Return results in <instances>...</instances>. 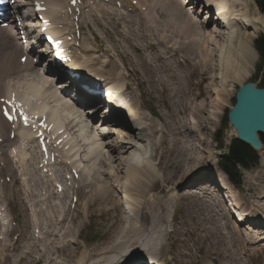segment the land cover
<instances>
[{"label":"bare ground","instance_id":"1","mask_svg":"<svg viewBox=\"0 0 264 264\" xmlns=\"http://www.w3.org/2000/svg\"><path fill=\"white\" fill-rule=\"evenodd\" d=\"M88 1L89 0H79L78 5L74 7H69L68 0H45L46 5H50L51 10L53 9L52 11L47 12L46 17L50 18V21L53 25H58L60 23L63 25L62 28L56 31L59 35L63 34L64 38L66 39L67 36H71L73 33H75V29L73 27L76 24H78V22L75 23L71 21L72 19L71 16L76 14V9L77 8L79 9V11L81 12L80 14H84L83 13L84 10H88V13L90 12L88 21H85L84 25L80 27L81 29L80 33L81 35H84L86 32H88L89 35L92 37V39L91 41H88L87 38L83 37L82 40L79 41L78 47H71V46L69 47L70 49L69 55L71 57L72 62L66 66L69 68H73L72 69L73 73H79L78 71L74 70L77 68V66L74 65V63L75 61L76 63L79 62L80 58L83 57L82 54L87 58L88 64L100 65L99 67L100 75H101L100 80H97V81L96 80L95 81L94 80H85V81L83 80V82L87 85V87L90 88L92 91H94L95 94L97 95H93V96L86 95L87 93H85L84 90H82L80 87L75 86L76 82L71 81L69 78L65 82V85L63 88V90L65 91H62V92L57 91L56 87L53 88V86H54V81L56 80V78L58 80L60 76H63V75H60L61 74L59 72L60 68L56 67L52 60L48 61L47 66L43 68L38 66V64L32 63L34 57H37L38 62H40V60H42V55H43V54H38L35 51V49H33L32 47L29 49V52L26 55L27 56L26 62L23 65L22 64L15 65L14 63L15 54L16 53L20 54L18 57L19 59L22 55H24L22 51L25 50L26 47L19 46L17 42H15V39H14L15 37L11 33V31L8 29H4V28L3 29L0 28V90H3L1 92L4 94L5 93L10 94L11 92L17 94V96L23 102L26 103V105L28 106L30 110L37 112L39 114H44L48 116V120L52 122L53 126H56V125L58 126V129L56 131L62 128L64 126L62 124L65 123L63 118L60 119L58 117L61 113L63 114L67 113L64 116H67L68 113L70 116L78 114L79 117L82 118V114L84 111H81V113L76 112L78 111V109H76L75 106L82 109L84 106L86 105L88 106L90 104V99L92 98H95L100 102H107L108 107H110L114 111V114H115L114 119H111L110 121L114 125H118L122 127V128L118 127L120 129L119 131L116 128L117 126L113 127V130L111 132L116 134L117 139L115 141L109 140L107 142L109 143L107 144V146L110 150V153H115L114 154L115 158H116V155H120V157L117 160L118 162L116 164L117 166L114 169L116 171L118 170L119 167L121 166L124 167L125 169L124 175L127 178V182H129L128 184L129 186H125L126 190L124 192L129 197L133 198L132 197L133 195H137L141 199H143L142 204L144 206H149V204L152 206L151 232H153L152 233L153 235L149 234L147 238L145 237L144 239H136L137 242L133 244L134 250L128 249L126 248L127 246L125 247L122 246V239L124 237H127L129 232L132 233V232L137 231V228L134 225L130 224V226L126 230V233L121 235L120 237L121 240L117 241L115 245L112 247L117 252V254L113 255L114 256L113 263H110V262H107V263L108 264H128L130 263V260L126 262L127 260L120 261V259H124V258L135 259L138 256L137 258H141L151 264H155L157 263V259H156L157 257L154 253V250H151V247L154 246L155 248L156 246L155 244H159V245L164 244V239H165L164 235L168 231L166 224L170 221L172 212L175 210V208H183L184 206L182 204V199L183 198L186 199L189 197L188 194H185L186 193L185 191L184 193L178 196L177 200L176 199L172 200L171 198L172 196L165 197V198L157 196V197L152 198L153 199L152 201L150 200L152 196L149 198L150 195L148 194L152 190H154L155 185L153 182L156 179L155 174L157 175V170L159 169L158 164L165 162L167 169L171 168L172 170H174L175 168L180 167V165L191 163L194 159H198L201 162L202 155H197L195 157V156H192V154L190 153L189 151L190 147L188 145V140L191 141L194 139H198L201 135H203L204 133L202 132L204 130L205 125H202L199 123V125L201 126V131H199L197 128L198 126L196 125L198 123L197 117H195L194 119L196 120L195 124L192 125L194 122H192L191 118H190V121H186L187 117L184 112L179 113L178 116L174 119V121L168 124L167 126H165V124L164 125L161 124L163 122L162 119L164 120L163 114L161 115V122L159 123L156 122L154 119H147L148 114L146 113V111L140 112V105L143 106L144 108L147 107V104L144 101H142V104H140L139 102L137 106V110L139 112H136V111L134 112L130 109L129 111L126 110L127 107L124 106V98L128 96L127 94L128 90L126 91L122 89V87H124V85L122 84L123 83L122 81L123 79L124 80L128 79L131 82L133 81V77L132 75H129V74H124L121 77L120 73L116 72V68L112 66L113 63L116 66V63L113 60L106 59L108 52L105 51L104 46L101 45L100 36L95 32V29L99 26L97 30L98 32H102L103 35H105V33H109L111 36L117 35L118 42L120 41L121 43H123L122 40L126 36H124L121 29H119V28H122V26L119 25V28H118L117 27L118 25H117L114 28L109 29L111 27L110 22H113L115 24V20L117 21V23L121 21L120 19L117 18L116 12L108 10L107 8L103 6V4L98 3V2L95 3L94 1H92L89 4L87 3ZM203 1L205 2V5H206L204 7V4H203V9L205 8L208 10H212V9L216 10V13L213 14V16H215L213 17L215 19V21L213 22L217 23L216 25L218 24L223 25L221 28H225L224 26H226V30L219 29L220 26L218 28L216 26L215 28H212V29H205V27L203 26V23L204 21H206V18L209 16V11L207 10H206V15H205L206 18L203 21H200L199 18L197 19L195 17L188 16V11L189 10L193 11L195 6H197V2H198L197 0H136L137 5L133 7V9L135 10V12L133 13L135 14L138 13L142 15L143 17H146L149 19V20H146L145 24L147 26L146 25L145 26L147 27L148 32L151 31V33L155 34L156 37L152 38V41L149 43L147 53L143 49H141V53H138L136 56H133L131 55L132 52L129 51L128 57L124 58L123 61L120 59L119 56H117L119 60L121 61L122 65L126 68V70H127V66L124 64V62L125 63L136 62L138 60L139 54H144L147 56L148 59H150L149 54H153V50L151 48L155 50L160 48L162 52V57H161L162 60L168 59L169 55H170L171 60H174V58L176 57L178 59V62L180 63L179 65L180 67L182 66V60L184 58L190 61L192 68L190 70H188L187 68H183L181 72L178 71V68H175V70L167 69L168 67H170V62L168 61L162 62L160 67L156 65L155 63H153L152 65L147 64V63L142 64L143 67L145 65L151 67L149 71L145 72L147 81H151L152 74L156 73L154 75V76H157L155 83L158 85L159 88H162L165 99L168 101V102H165V104H167V109L169 107V103L171 102V104L176 109H178L179 111L184 110L188 112V114L190 115H199L203 111V108H204L203 102L206 98V95H203L201 91H202V88L205 92L208 91L207 88L203 86V84L206 80H209V83H211L212 79L210 78V73L216 70L217 65H219V67L222 68L223 73H221V76H220L222 81L220 84V89L217 90V91H220V93L216 94V98H217L216 100H218L220 97H226V94H228V92L230 91V89H228V86L231 85L230 83L233 84L235 82H239L241 78H243L242 77L243 75H247V76L249 75L246 64L249 60H252L255 57V52L251 46V41L255 36H257L258 33L260 32L264 33V15L260 14L256 8L250 7L252 1L250 2V0H202V2ZM172 4L177 6V10L181 14V18L187 21L188 23L180 22L176 24L173 20V17H170V18L167 17L168 12H169L168 7H170ZM123 6L127 7L126 5H123ZM129 6L131 5L129 4ZM47 9L49 10V7H47ZM70 11L72 12L70 13ZM123 16L124 17L122 18H125L126 14L124 13ZM145 19L143 21H145ZM108 25L110 27H108ZM221 38L223 41L227 43L226 48L224 47V42L221 41ZM130 39L132 38L130 37ZM75 40L76 39H73V41H71L69 44H75L76 43ZM90 44H92L93 46H91ZM105 44H107V42H105ZM83 46H88L90 48L83 47ZM136 46H138V44ZM162 46L164 47V49L169 50V53L167 52L168 54L166 53V50L162 49L163 48ZM225 49H227V53L221 54V52H223ZM96 50L103 51L105 55L102 57L96 55L95 54ZM174 50L179 51L181 54L178 52L175 54ZM66 53H68V50L66 51ZM152 58H154V56ZM107 64L111 66V70H112L111 72H109V70L106 68ZM234 65L236 67L241 66L242 71L241 69H239L235 71L234 73L232 72V74L228 76L229 69ZM162 67H164L165 70L161 69ZM193 67H194V70H193ZM22 71H26V72L21 73ZM82 71L87 72L86 69H82ZM238 71H241V72H238ZM85 74L93 78L90 73H85ZM171 76H173L174 78L172 82L170 80ZM197 77L200 78V81H203L205 77H206V80L202 83L200 81H195V79H198ZM211 77L213 76L211 75ZM180 78H183V79H180ZM84 79L86 78L84 77ZM108 79L110 80V87L108 88L109 90L108 98L106 99L103 96L104 88L102 90V87L104 86V81ZM12 81H14V84L9 85V83H11ZM23 82L27 90L26 96L22 94L20 95V93L17 90V84L19 83V85H21ZM209 83L207 84L209 85ZM146 84H147L146 89H141L140 86H142V84H136V86L139 87L140 89L139 99L146 97L149 102L154 101L153 97L149 94V88H150L149 83H146ZM73 85L75 86V88L73 87ZM195 87L199 88L198 94H195L194 92ZM105 91H107V88L105 89ZM191 92H193L194 94H192ZM79 94L83 95L81 96L80 100L78 99ZM188 94H192L191 95L192 101L190 105H187L184 101L177 102V101H180L181 99L186 100ZM28 95H32L33 97L39 99L40 102L37 105H32L29 102ZM68 99H72L73 101L77 103H73V105H69ZM197 99H199L198 102L195 101ZM201 99L202 101L200 102ZM193 101H195L197 104L199 102L200 103L198 104V106H192ZM160 110L158 111L161 112ZM106 112L108 113V111L104 112L105 116H106ZM124 113H129L130 116L127 118V116L124 115ZM145 120L146 121L148 120V122H145ZM182 123H183V131L181 132L179 128H180V125H182ZM3 124L5 125V129L9 125L0 118V125H3ZM84 125H85L84 123H81L80 125L77 126L80 132L79 134L77 133V131H74L73 129H72V134L80 142L88 141L87 143L85 142V144L89 143L87 145L89 149V153L93 156V158H95V152L98 151V149H100V146H102V142H101L102 138L100 135H97L96 132L91 130V129H94L92 126L90 127L91 131H88L85 129ZM73 127L75 128L76 124ZM17 129L20 130L19 128ZM163 129L166 130V133L165 134L162 133L160 136H158L157 133L162 132ZM188 129L190 130V133L194 134V137L191 134H189ZM135 130L138 131L137 134ZM134 131L138 137L140 136L143 138V141L140 140V138L138 140L141 142L140 145H136L134 140H129L131 136H134ZM16 133L18 134V131L15 132V135ZM118 133H120L121 136H118ZM155 133L157 135V138L154 140H150V137H154ZM19 134L25 137L29 136L28 139L21 140V145H22L21 149L27 150L26 145L30 143L33 144V140L26 129H22L21 131H19ZM66 134L67 136L65 138L66 139L65 141L66 143L70 144V146L68 145L64 146L65 144V141H64V143L60 145L59 150L63 151L65 147L67 146L68 147L67 152L70 153L72 150L76 149L75 140L69 136L70 133L66 132ZM62 136L63 134H60L56 138H59ZM161 139H164L163 143H165V146L161 147V150L158 155L157 146L160 148L159 142ZM201 141L202 143H205L206 140L203 137L201 138ZM85 144L83 145L85 146ZM128 145H130L131 147L135 146L139 152L134 157H132L129 161H126V158H123L121 155L122 153H125V151L128 149ZM103 149H106V148H102L101 150ZM119 150H121L122 152L116 153ZM201 150L203 154L204 150L203 149ZM75 152L76 151L73 152L72 157L74 156ZM106 152L108 155V150ZM257 152H258V156L259 154L261 156L260 160H262L264 163V144L260 150H257ZM89 153L87 154L88 155L87 158L89 157ZM82 155H85V154H82ZM107 155L99 158L98 160L99 165H109L112 163L110 162L112 160L111 157L108 155L109 157L108 158ZM155 156L158 157V160L154 164L153 158ZM27 157H28L27 152H23L21 154V158L18 163L19 167L16 165L17 168L23 172L26 171V168H27ZM83 158L85 159L86 157L83 156ZM0 160H3L5 162V165L0 168V176L4 174H9L12 177V180H10L9 183L2 185V189H6V188L11 189L12 197L11 199H9V202L11 204L12 203L15 204L13 205V208L18 209L23 215L25 214L27 216V212L30 208L27 209L28 204L24 201V196H23L24 191L22 189H19L20 185L18 187L16 186L14 187V185H18V182H19L18 175L16 177L17 169L16 167H14L12 163L10 164V159L6 154L0 153ZM12 161L15 163L14 160ZM82 162H86V161L83 160ZM46 168H48V166H46ZM82 168L84 169V167ZM200 169H202V167ZM194 170L197 171V169H194ZM160 171L163 173L165 177L164 181L166 183H169L173 178H175L174 176L169 182H167L165 172H163L162 170ZM82 173L85 176L84 171H82ZM83 175L81 176V178L83 177ZM204 176H205L204 172L203 173L196 172L186 177L185 179L186 180L185 184L187 185L195 182L196 179H201V182L199 184L188 186V188H190L189 190H191V193L189 191L188 192L192 194V191H194V193L196 194L195 195L196 199L199 197L198 195L200 194L199 189L203 187V185H205L203 184L205 182L203 180ZM215 178L216 179H211L213 184L209 186V193L213 197H217V200L219 201V202L217 201L219 204V208L223 209L222 213L220 214L224 216L225 214L224 207L227 209L228 203H227V199L225 198L226 196L229 199V203H231V205L233 206V209H235V211L232 210L233 213H236L237 211L239 213V214L237 213L236 218L233 215L231 216L230 218L232 222L231 224H233V226H238L239 223H240L239 225L241 224L244 225L246 222H248L254 228H258L262 226L261 230L251 229V233L248 231L247 233H249L248 235L250 236L251 241L253 240L255 242H258L257 241L258 239L263 240L264 239V214L261 213V216L263 218L260 219V222L257 223V225H255L256 223L251 224L249 221L251 220L250 216H252L251 212L257 209L256 206L264 207V204L262 203V201H264V165H263L261 172H259V174L253 178L252 184L250 185L251 187L249 189L250 195L254 196L255 198V203H252L253 209H251V211L248 210L247 206H246V209L241 208V205H240L241 199L238 197L239 200L238 201L235 200L236 199L235 195L237 194H235V192L233 191V187L232 185H230L229 182L227 183L220 174H218L217 177ZM86 184H87L86 186H91V191H89L90 194L91 192L93 194L94 192H98L100 195L98 196V198L101 197L102 201L107 202V200L109 201L111 198H113V200L115 199L111 194L112 192L110 191V187L112 188V186L114 185L109 183L110 184L109 187L104 185L99 188L96 185L94 187L92 185V182L90 181H88V183ZM199 185H202V186L200 187ZM83 186H81L79 189L82 190L86 187V186L85 187ZM217 186L219 188H217ZM49 191L51 192V193H48L49 196L52 194L54 195V191L52 190H49ZM27 193L29 196H34V194L31 191ZM206 193L207 192H205V195L206 197H208L209 195ZM9 194L10 193L6 191V194L3 197L0 192V198L2 197L4 199H7V196ZM46 194L41 196V198L46 196ZM88 194L89 193H86L85 196ZM219 195L222 196L223 199H221ZM63 196L66 197V195H63ZM199 198L200 200L205 201L203 196H200ZM87 199L88 201L94 200V198H90V197H88ZM196 199L194 198V204H193L194 207H197V208L206 207L204 203H199V201H197ZM46 201L47 200H42L41 202H46ZM126 201H127L126 203L127 210H129L128 208L134 209L135 203L133 201H129L128 199ZM207 202H208V199H207ZM52 203H55L54 205L55 207L52 206L50 207V209H54L58 211L60 214L57 213L56 222L53 221V219L48 218L47 223L48 224L50 223L49 224L50 228L53 227V229H55L57 228L58 225H60L64 221V218H60V217H62L64 213L66 215L69 211L65 210L64 207L59 204L60 202H58V199L52 201ZM172 208L174 209L173 211H172ZM24 209H27V210H24ZM35 210L36 208L30 209V219L32 218V220L30 221L27 218V220L24 221L23 224H21V227L26 229L30 225H33V227L36 228L35 227L36 222L33 217H38V214H36L35 216L33 215ZM36 211L39 212V210H36ZM51 212L52 211L47 210V211H44L43 213L48 216L49 213ZM248 213H251V214H248ZM3 217L4 215L2 213L0 215V224L2 225H4ZM43 217H46V216L43 215ZM136 219L139 220L138 217ZM255 219L257 218L254 216L252 221ZM45 228H47L46 224H45ZM0 229H1V226H0ZM246 229H248V227L245 228V230ZM12 231H14L13 228L11 230L7 229L5 231V234L9 236L11 233L12 234L14 233ZM41 231H39V233ZM43 236L44 238L46 237L45 233H43ZM47 236H50L49 232H47ZM43 241L45 240L43 239ZM17 243L19 245V241H18L8 246V241L5 242V244L8 246V250L10 251L16 249ZM60 247H63V246H60ZM60 247H57V248H60ZM35 249H38V247L37 245L34 244V246L29 247L24 252L23 255L25 257L30 256L31 258L32 252ZM111 250L112 249H110V251ZM151 251H152V254H151ZM0 254L3 257L8 256V254H5L4 252L2 253L0 252ZM142 256H144V258ZM42 257L44 258V254H42ZM19 259L22 261V258H19ZM47 262L49 263L48 260Z\"/></svg>","mask_w":264,"mask_h":264},{"label":"rangeland","instance_id":"2","mask_svg":"<svg viewBox=\"0 0 264 264\" xmlns=\"http://www.w3.org/2000/svg\"><path fill=\"white\" fill-rule=\"evenodd\" d=\"M95 1H99V0H95ZM102 1H103L104 6L107 9H109L110 11L116 12L117 18L120 19L121 21L117 23V21L115 20V24L113 22H110L111 27L108 25V27H110L109 29L114 28L117 25H118L117 27L119 28V25H120L122 26V28H119V29H121L124 36L126 37H124V39L122 40L123 43H121L120 41L118 42L117 35L111 36L109 33H105V35H103L102 32H98L97 30L99 26L95 29V32L100 36L101 45L104 46L105 51L109 52L108 54H110L114 58V61H116V72H119L120 75L122 76L124 74H129V75H132L133 77V81L131 82L128 79H125L122 81L128 84L126 85V88L130 90L129 91L130 95L125 99V102L130 105L129 106L130 109L133 111L136 110L138 106L137 102H140V104H142V101H144L147 104V107H145L146 108L145 111L148 114L147 116L155 118L156 122L159 123L161 122V115L163 114L164 120L162 119L163 122L161 124L163 125L165 124V126L172 123L174 119L178 116V114L183 113V112L185 113L187 117L186 121H190V118H191L192 122H194L192 125L195 124L196 120L194 119L195 117H197L198 123L196 125L198 126L197 128L199 131H201V126L199 125V123L202 125H205L204 130L202 132L204 133L203 135H201L198 139H194L191 141L188 140V145L190 147L189 148L190 153L192 154V156H195V157L197 155H202L201 162L198 159H194L191 163L180 165V167H177L174 170H172L171 168L167 169L165 162L158 164V168L162 170L163 172H165L167 182H169L172 179V177L175 176V178H173L169 183H166L164 181L165 177L163 173L158 169L157 175L155 174L156 179L153 182L155 185L154 190H152L148 194L150 195L149 198L152 196L150 200L152 201L153 200L152 198L157 197V196L164 197V198L172 196L171 197L172 200H175V199L177 200L178 196L184 193L185 191H186L185 194H188L189 197L186 199L184 198L182 199V204L184 206L183 208H175V210L172 208V211L174 210L175 212L174 211L172 212L170 221L167 223L168 225L166 224L168 231L164 235V238H165L164 244L163 245L155 244L156 245L155 248L154 246L151 247V250H154V253L157 257L156 258L157 263L155 264H264V239L263 240L258 239L257 240L258 242H255L253 240L251 241L250 236L248 235L249 233H247V231L251 233V229L258 230L262 228L261 227L254 228L248 222H246L244 225L241 224L240 226H233V224H231V221L228 215L224 214V216H222V214H220L222 213L223 209L219 208V204H218L219 201L217 200V197H213L209 193V186L213 184V182L211 181L212 178L217 177L218 174H220L222 178L224 179L226 178V176L222 172H220L217 166V161L219 157L224 152L227 151V146H229L230 141L234 138V133L231 131V128H229V125L227 122V112L230 110V108L234 104V95L236 91L238 90V88L240 87V85H243L246 82H251L254 85L258 86V81L255 78L256 68L258 66H262L261 68L264 69V58L260 57L256 49L254 48V40L259 37H264V33L263 32L258 33L257 36H255L251 41V46L254 49L255 57L252 60H249L246 64L249 75L248 76L243 75L242 76L243 78H241L239 82H235L233 84L230 83L231 85L228 86V89H230V91L228 92V94H226V97H220L218 100H216L217 99L216 94L220 93V91H217L220 89V84L222 81L220 76H221V73H223V70L221 67H219V65L216 66L215 71L210 73V78L212 79V81L210 80L211 83H209V80H206V77L204 78L203 81H200V78L198 77H197L198 79H195V81H200L201 83L206 80L203 86L206 87L208 91L205 92L203 88L201 91L203 95H206V98L203 102V106H204L203 111L199 115H190L188 114V112L184 110L179 111L178 109H176L171 104V102L169 103V107L167 109V104H165V102H168V101L165 99L162 88H159L158 85L155 83L157 76H154V75L156 73L152 74L151 81H147L145 72L149 71L151 67L146 66V65L144 67L142 66V64H145V63L150 64V65L155 63L156 65L160 67L162 62L168 61L170 62V67H168L167 69L175 70V68H178V71L181 72L183 68H187L188 70L192 68L190 61L184 58L182 60V66L180 67L179 66L180 63L178 62V59L176 57L174 58V60H171L170 55H169L168 59L162 60L161 59L162 52L160 48L157 50L151 48L153 50V54H149L150 59H148L147 56L144 54H139L138 60L136 62H129V63L124 62V64L127 66V72H126V70L122 67L121 62L117 56H119L120 59L123 61L124 58L128 57L129 51L132 52L131 55L133 56H136L138 53H141V49H143L147 53L149 43L152 41V38H155L156 36L155 34H152L151 31L148 32L147 30V27H146L147 25L145 23H146V20H149L148 18L143 17L142 15L138 13L135 14L133 12L127 11V10H130V8H126L127 10L123 9V7L121 6V2L119 0H112L113 1L112 4L109 3L110 0H102ZM250 2H251L250 7L256 8L258 12L262 14L257 8L254 1L250 0ZM168 10L169 12H168L167 17L168 18L173 17V20L176 24L180 22L188 23L187 21L181 18V14L177 10V6L172 4L170 7H168ZM123 12L126 14L127 17L125 16V18H122L124 17ZM188 16L189 17L192 16L197 19L199 18L200 21H203L205 19V15L201 13L200 7H197V6H195L193 11H190V10L188 11ZM213 17L215 16H212L209 18V20L204 21L203 26L205 27V29H212V28H215L216 26L218 28L220 26L219 29L226 30V26H224L225 28H221L223 25H219V24L216 25L217 23L213 22L215 21ZM144 19L145 21H143ZM14 34L15 33L13 32V35ZM84 37L88 38V41L91 40V38L86 33ZM130 37L132 39H130ZM221 41L224 42V47L226 48L227 43L223 41L222 38H221ZM105 42H107V44H105ZM137 44L138 46H136ZM90 45L93 46L92 44ZM83 47H88V46H83ZM162 49H164V47ZM167 52L169 53V50H166V53ZM177 52L180 53L179 51L174 50L175 54ZM222 53L223 54L227 53V49L221 52V54ZM42 54H43V58L40 62L36 61L38 60L37 57L33 58V60L36 61V64H38V66H40L41 68L47 66V63L49 61V57L47 56V54L46 53H42ZM19 55L20 54L16 53L14 57V63L17 65L18 63H20L18 60ZM153 56L154 58H152ZM112 66L115 67V64L113 63ZM161 69L165 70L164 67H162ZM239 69H241L242 71L241 66H238V67H236L235 65L232 66L229 69L228 76L231 75L232 72L234 73L235 71ZM193 70H194V67H193ZM241 71H238V72H241ZM211 75L213 77H211ZM180 79H183V78H180ZM170 80L171 82L174 80L173 76H171ZM14 81H12L11 83L8 82L9 85H13ZM65 81L66 79L64 78L55 80L53 88L56 87L57 91L59 92L65 91L63 90L64 85H65L63 82ZM135 83L142 84V86H140L141 89H146V85H147L146 83H149V87H150L149 94L153 97L154 101L149 102L146 97L139 99L138 96L140 93V89L135 87L136 86ZM207 83H209V85ZM19 88H20V91H19ZM17 90L22 95L24 96L27 95V90L24 85V82L21 85H19V83L17 84ZM198 91H199V88L195 87V90H194L195 94H198ZM191 93L194 94L193 92ZM192 94H188L186 100L181 99L180 101H177V102L184 101L187 105H190L192 101V97H191ZM35 99H36V103L32 105H37L40 102L39 99L37 98ZM195 101L198 102L199 99ZM195 101H193L192 106H198V104L202 101V99L200 100L198 104ZM73 103H75V101H73L72 99H68L69 105H73ZM91 107H92L91 105L89 106L86 105L83 107L84 109L83 108L81 109L75 106V108L78 109V112L88 111L89 113L91 111L90 110ZM158 110H160L161 112H159ZM136 112H139V111L136 110ZM103 113L104 112L103 110H101V108L96 110L95 114H97L98 116H97L96 122L92 125V127H94L97 131H98L97 126L99 125L105 126L104 129L110 127L108 120L104 122L102 121L103 117H101L100 115H102ZM66 114L67 113H64V114L61 113L62 116H59V117L60 119L63 118L65 124H67V122L69 124V120L71 116L69 115V113L67 116H64ZM145 122L147 121L145 120ZM88 125H90V122H88ZM62 128H64L65 134L66 132L69 133L65 126H63ZM2 130H6L4 124L1 125V129H0V136L3 135L2 142H4L3 144L0 143V153L6 154L8 157L14 160L15 165L18 166L19 160L21 158V154L23 152H27V150L21 149V146H22L21 140H26L29 138V136L25 137L23 135H20L19 131H21L22 129L20 130L12 129L11 131H13L14 134L16 131H18V134L16 133L15 138L13 140H9L5 136V134H2L1 132ZM70 130H72V128H70ZM75 130L77 131V128ZM86 130H88V128ZM91 130L96 132V130L94 129H91ZM91 130H88V131H91ZM119 130L120 129H118V131ZM179 130L181 132L183 131V123L182 125H180ZM135 131L137 134L138 131L137 130ZM135 131H134V136H131L129 140H134L136 145H140L141 142L138 140L140 138V140L143 141V138L140 136L138 137L135 134ZM188 132L194 137V134L190 133L189 129H188ZM78 133H80L79 130H78ZM162 133L165 134L166 130L163 129L162 132L157 133V134L158 136H160ZM70 135L75 140L76 149H78L77 143H79V146H80L79 151L82 154H85L82 156L87 158L88 156L87 155L88 154L87 145L88 144H85L86 141L80 142L77 140L76 137H74L72 133H70ZM102 135H103V140H104L103 143L105 144V146H103V143H102L103 147L100 146V149H98V151L95 152V158L92 161L88 157L87 160L86 158L84 159V161L86 162H82L81 166L84 167V169L82 168V171H84L85 176L82 173L83 177L80 178L79 185L83 186L84 184L83 187H85L88 181L92 182V185L94 187L96 185L99 188L104 185L109 187L110 184H112L114 186H112V188L110 187V191L112 192L110 193L115 199L113 200V198H111L109 201L107 200V202H104L102 201L101 197L98 198V196H100L98 192H94V194L91 192L90 194L89 191H91V186H86L82 190L78 188L80 195L78 196L79 198L76 201V203L77 202L78 203L77 204L75 203V207H74L75 210L71 212V214L68 211L67 212L69 214L67 213L65 215L64 213L62 217H60V218H64V221L60 225H58L57 228L55 229H53V227L50 228L49 226L50 223L48 224L47 220L45 219L51 218L53 219V221L56 222V215L57 213L58 214L60 213L56 210L50 209L49 205L52 206L51 205L52 202L49 201L47 203V208L48 210L52 212L49 213L48 216L44 214L43 213L44 211L42 210H39V212L35 210L33 213L34 216L36 214L38 215L44 214L46 216V217L40 218L42 230H44V233L46 236L44 238L45 241L41 240V241H37L36 243H33V240L31 241V237L33 236L34 238L32 229L29 230L28 228L26 229L22 228L21 232H18L16 229H14V231L12 232L18 233L19 236L14 235V233L13 234L11 233L9 236L7 235V237L6 236L4 237V239L6 238L5 241L4 239L0 241V252L1 253L4 252L5 254H8L7 257H3L0 254V260H1L0 264H108L107 262L113 263V258H114L113 255L117 254L116 250L113 249L112 247L115 245L117 241L121 240L120 239L121 235L126 233V230L130 226V224L134 225L137 228V231L132 232V233L129 232L128 236L122 239L123 247L127 246L126 248L134 250L133 244L137 242L136 239H144L145 237L147 238L149 234L153 235L152 234L153 232H151L152 206L150 204L149 206H144L142 204L143 199H141L139 196L133 195L132 196L133 198H131L124 192L126 190L125 186H129L128 185L129 182H127V178L124 175L125 169L123 166L119 167L118 170L116 171L114 169L117 166L116 165L118 163L117 160L120 157V155H116V158H115L114 156L115 153H110V150L107 146V144H109L107 143L109 141L108 139L110 137L112 139H115L116 137L114 135L107 136L106 131H104ZM118 136H121V135H118ZM203 137L206 140L205 143H202L201 141V138ZM156 138H157V135L155 133L154 137H150V140H154ZM65 140L66 139L64 138V141ZM163 141L164 139H161L159 142L160 148L157 146L158 155L161 150V147L165 146V143H163ZM262 141L264 142V136H262ZM83 144H85V146ZM65 145L70 146V144L66 143V141H65L64 146ZM102 148H106V149L101 150ZM201 149L204 150L203 154H202ZM107 150H108V155L112 159L110 162L112 163L109 165H99L98 164L99 158L107 155V152H106ZM13 151H15L16 153L13 154ZM119 152H122V151L119 150L116 153H119ZM138 152L139 151L137 150L135 146L131 147L130 145H128V149L125 151V153H122L121 156L123 158H126V161H129L132 157L138 154ZM67 154L69 153L67 152ZM35 156H36V151L34 147L32 146L30 147L29 159L30 160L32 159L33 162L32 160L29 161V163L27 162V168H26V171L24 172L19 169L22 175H25V176L28 175L27 180L23 182L19 188L24 191L23 196H24V201L28 204L27 209L36 208L39 201L41 202L42 200H48L51 197H53V194L50 196L48 195V193H51L48 190L46 196H44L43 198L39 196L38 201L34 200L35 197L36 199H38L37 195L40 189L38 187L39 183L36 181V175H35V170H34V166L36 163ZM260 159H261V156L259 154L258 162L256 163V165L250 167L249 169L241 168V172H242L241 173V179H242L241 186L237 189L234 186H232L233 191L235 192V194L238 195V196L235 195V198H236L235 200L238 201L240 198L241 199L240 204H242V207L246 209V206H247L248 210L250 211L251 209H253L252 203H255V198L254 196L250 195L249 189L251 188L250 185L252 184L253 178L256 177V175H258L259 172H261L263 168L264 163ZM157 160H158V157L155 156L153 158V163L155 164ZM31 162L34 164V166ZM11 163L12 162L10 161V164ZM4 165H5V162L3 160H0V168L3 167ZM201 167L202 169H200ZM194 169H197V171H195ZM196 172L198 173L204 172V175L206 176V177H203V180L205 181L204 182L205 185L201 187L200 189L198 188L200 190V194L198 196L199 197L203 196L205 201L200 200L199 197L196 199V196H195L196 194L194 193V191H192L193 195L190 194L191 190H189L190 188H188L189 184L187 185L184 183L186 181L185 180L186 177ZM4 176H9L10 180H12V177L9 174H4L0 176V192H1V195L4 197L6 194V191H8L10 193L9 195L11 199L12 197L11 189L9 188L2 189V185L6 184L1 181V179ZM16 177H17V174H16ZM3 179L4 181L6 180V182H8V177L7 178L5 177ZM200 182H201V179L198 180V182L196 183H200ZM15 186L16 185H14V187ZM16 187H18V185ZM217 188L219 187L217 186ZM29 191H31L34 194V196H29L27 193ZM205 192H207L206 194L209 195L208 197H206ZM86 193H89L88 195H86L87 198L88 197L94 198V200L88 201V199L85 196ZM194 198L197 201H199V203H204L206 207L205 208L194 207L193 206ZM53 199L55 198H52L50 200H53ZM127 199L135 203L134 209L128 208L129 210H127V204H126ZM207 199H208V202H207ZM58 200L60 201L61 204L62 203L65 204V208H66V200L64 198H58ZM262 203L264 204V201H262ZM41 206H39V209L40 208L43 209ZM256 208L257 209L251 212L252 214L251 213H248V214H251L252 216L256 214L258 216V214L260 213L258 218L260 219L263 218L261 216V213L264 214L263 213L264 207L256 206ZM27 209H24V210H27ZM67 209L70 210L68 204H67ZM13 212H15L16 218L19 219V223L26 221L27 217L29 216V215L26 216L25 214L23 215L18 209H15L12 207V209L10 210V213L13 214ZM137 217L139 220L136 219ZM33 218L36 222L35 227L38 228L37 226L38 222L36 221L38 217H33ZM31 220L32 218L30 219V221ZM3 222L5 225L4 217H3ZM45 224L47 228H45ZM247 227L248 229L245 230V228ZM47 232L50 233V236H47ZM7 241H8V246L18 241H19V245L17 243L16 249L10 251L8 250V246L5 244V242ZM34 244L37 245L38 249H35L32 252L31 258L30 256L25 257L23 255L24 252L29 247L34 246ZM60 246H63V247H60ZM57 247H60V248H57ZM110 249L112 250L110 251ZM42 254H44V258L42 257ZM151 254H152V251H151ZM137 257L135 259H131L132 264H151ZM142 257L144 258V256ZM19 258H22V261ZM46 258L49 261V263L47 262Z\"/></svg>","mask_w":264,"mask_h":264},{"label":"water","instance_id":"3","mask_svg":"<svg viewBox=\"0 0 264 264\" xmlns=\"http://www.w3.org/2000/svg\"><path fill=\"white\" fill-rule=\"evenodd\" d=\"M235 103L227 112L229 128L234 138L257 151L264 135V88L246 82L235 93Z\"/></svg>","mask_w":264,"mask_h":264},{"label":"trees","instance_id":"4","mask_svg":"<svg viewBox=\"0 0 264 264\" xmlns=\"http://www.w3.org/2000/svg\"><path fill=\"white\" fill-rule=\"evenodd\" d=\"M258 9L264 14V0H254ZM254 47L258 55L264 58V37H259L254 41ZM258 66L255 71V78L258 86L264 87V69ZM258 162L257 154L245 143L237 139H233L218 159V167L227 175L229 180L235 185L240 186L241 174L240 169H249Z\"/></svg>","mask_w":264,"mask_h":264},{"label":"snow or ice","instance_id":"5","mask_svg":"<svg viewBox=\"0 0 264 264\" xmlns=\"http://www.w3.org/2000/svg\"><path fill=\"white\" fill-rule=\"evenodd\" d=\"M5 115H8L7 111H5ZM9 118L11 119V116H9Z\"/></svg>","mask_w":264,"mask_h":264}]
</instances>
